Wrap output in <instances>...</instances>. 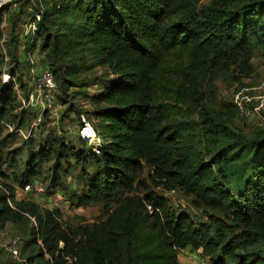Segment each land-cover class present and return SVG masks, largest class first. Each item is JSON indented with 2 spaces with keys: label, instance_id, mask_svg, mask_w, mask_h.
Segmentation results:
<instances>
[{
  "label": "trees",
  "instance_id": "16d2710c",
  "mask_svg": "<svg viewBox=\"0 0 264 264\" xmlns=\"http://www.w3.org/2000/svg\"><path fill=\"white\" fill-rule=\"evenodd\" d=\"M20 3L12 17L21 7L26 13V2ZM42 6L27 50L37 48L41 67L52 70L59 105L66 103L71 88L96 86L89 96L92 109L78 115L84 113L91 123L100 151L74 145L65 134L25 141L27 160L16 171L22 147L7 151L4 159L5 142L16 133L3 138L0 127V177L5 181L11 173L22 187L39 181L46 189L39 176L41 164L55 155L48 188L77 206L99 201L105 219L78 229L65 227L57 208L17 202L14 188L5 181L8 195L0 190V231L7 223L30 222L25 246L35 253L21 264H178L176 249L188 245L202 249L209 264H264V128L250 135L235 131L231 123L238 110L233 100L222 102L219 109L206 103L214 95L217 76L239 80L254 72L253 56L264 47V0H209L202 5L198 0H42ZM17 24L12 22L6 46L14 63L11 73L24 88L20 72L28 62L10 50ZM176 49L188 57L178 71L179 99L187 106L182 117L155 104L158 69L164 55ZM2 62L0 52V68ZM94 67L101 73L88 78ZM16 105L13 83L0 82V123L13 120L15 127H22L32 122L35 113L15 114ZM73 110L70 103L62 120ZM70 159L81 166L79 194L61 181L69 169L62 162ZM87 166L93 170L88 172ZM145 167L190 196L206 222L175 214L145 184L140 191ZM232 183H239L237 193ZM145 204L159 212H148ZM140 222L165 246L154 262L145 250L152 236L139 235Z\"/></svg>",
  "mask_w": 264,
  "mask_h": 264
},
{
  "label": "rangeland",
  "instance_id": "374dc122",
  "mask_svg": "<svg viewBox=\"0 0 264 264\" xmlns=\"http://www.w3.org/2000/svg\"><path fill=\"white\" fill-rule=\"evenodd\" d=\"M208 2L209 0H198V5L207 4ZM21 9V12H16L18 15H15L14 17H12V11L9 10V7H3L1 9V13H4L3 17L5 18V23L3 26V30L5 34H7V39H9L12 22L18 23L14 26L15 30L13 31L15 33L13 35L15 41H13L10 46V50L14 49V52L18 58L22 56V48L20 45L21 43H24L23 38H21V34L25 19V17L23 16H25V13L23 7H21ZM6 48V51H8L7 46ZM0 52L2 53L1 48ZM9 55L8 57L9 59H11ZM31 57L34 61L38 60V49L33 50ZM252 62L254 63L255 69L249 77H241L239 80H232L225 74L217 76L213 84L214 95L210 100H206V103L209 106L219 109V106L222 102H231L232 100H234V94L236 92H240L242 103L245 105L250 114L242 117L235 116L232 120L231 125L235 131L242 132L246 135H250L257 128H264V47L255 51ZM187 63L188 57L186 55V51L176 49L174 51L167 52L164 55L158 69L159 74L156 77L157 82L155 83L157 88L155 104L166 106L168 112L172 116L182 117V114L187 107L186 102L179 99V88L177 86L178 81H180L178 71ZM28 65L29 63H27V65H23V71L20 72L23 73V82L28 76ZM101 71L102 70L100 68L94 67L93 69H91V72L87 73V77L95 78L101 73ZM224 73L227 72L224 71ZM96 90L97 88L94 85L71 88L68 92V97H66V103L63 104V106L61 105V115L65 113V110L66 108H68L70 103L75 105V110L69 111L68 115L63 120L62 117H60L57 120L46 123L43 130H41V128L36 129L35 127L31 132L29 138H27L28 140H25L26 138H23L21 135L18 136L15 134L10 140H7V142H5L6 150H2L1 156L5 159L7 151L12 150L16 147H22V156L20 158L19 165H17L16 168V171H20L23 168V163L27 160L28 155L27 147L29 143H26L25 141H37V139L39 138H44L47 136H49L50 138L53 135L61 136L65 134L74 145L78 146L82 144L83 147H88V144L86 142L84 143L80 141L77 138L78 136L76 135V132L79 128L78 125L81 121L79 116L80 114L78 115V111H90L92 109V104L90 103L89 96ZM59 93L60 92L58 91L57 96L59 95ZM58 99L62 103L59 96ZM19 111L20 110L17 109L16 105V108L14 110L15 114H17ZM261 117L263 118L262 123H260ZM65 121H68V124L62 126V123ZM11 122H13V120H10V123ZM73 126H76L75 130L73 129ZM27 127L28 124H23V131H25ZM70 127L72 128V130L69 133L67 129L70 130ZM8 133L10 132L7 130H3L1 133V137L4 138ZM55 157V155H52L50 160L41 164L39 176L45 184L46 189L44 195L40 197H32L22 192V186L12 179L13 174L11 176L10 173L8 178H4L7 184L12 185V187L14 188V200H16L17 202L30 201L38 205L39 208L43 209L57 208L61 212L59 220L65 227L70 226L78 229L79 226H87L88 224L92 223L99 224L105 219V216L101 213V203L99 201H90L86 205L77 206V204H71L72 202H70L67 197L65 198L64 193H52V188H48L50 170L56 162ZM240 162V159L237 160V165L240 164ZM62 166L63 169L69 166V169L67 175L63 176L61 181L63 183H70L71 187L76 189L75 191H77V189L79 190L78 194L81 193V183L83 181L77 179V176L81 170V166L76 165L72 159H70L69 163L63 161ZM5 167L6 172H10V170H12V168L7 167V165ZM86 169L88 172H91L93 170V166H87ZM149 174L151 175L148 176ZM139 179L143 181L142 183H140V191H142L141 189L143 187H146L144 186V184L147 185L150 189L154 190L157 194L163 196L166 199L170 210L175 214L180 212L186 213L197 224L206 222L205 213L202 210L196 209L191 205L190 196L185 195L178 188L172 187L167 180H161L154 177L152 169L145 167L140 173ZM238 184L239 183H232V185H229L234 193H237ZM11 204L13 206L15 204V201L13 202V200H11ZM29 228L30 222L27 221V223H25L23 221L17 224L7 223L2 231H0V264H21L26 261V258L28 256H34L35 251L33 247L28 245L25 246V241L28 239L27 233L29 231ZM138 232L141 237H146L147 235L152 236V239L148 241L145 250L150 251L151 261L154 262L155 258L165 251V246L161 244L163 242H160L159 240H156L154 238V230H150V228H148V225H146L144 222L139 223ZM13 236H19L21 239V260H15L11 258L4 247ZM23 245L25 246V248ZM176 254L178 264H200L203 260L208 262V260H206V258L204 257L202 249H195L190 245L184 246L182 248H177ZM45 259H49L48 255H45ZM42 263L43 262L38 263V260L33 262V264Z\"/></svg>",
  "mask_w": 264,
  "mask_h": 264
},
{
  "label": "built area",
  "instance_id": "2783aa9c",
  "mask_svg": "<svg viewBox=\"0 0 264 264\" xmlns=\"http://www.w3.org/2000/svg\"><path fill=\"white\" fill-rule=\"evenodd\" d=\"M22 1L26 2V13L25 16H23L25 19L21 34V38H23L24 43H21L20 45L22 48V56L18 58V60L21 62L27 61L29 63L28 76L26 80H24V88L19 86L16 75L11 73L14 63L10 62L8 52L6 51V42L8 39L7 34H5L3 30L5 23V18L3 17L4 13H1V9L3 7H9L10 11L17 10L19 3ZM0 13L2 15V21L0 24V48L3 53L0 80L3 83H13L17 109L35 113L34 119L30 124H28V127L25 129V131H23L22 127H15L13 123L7 121H2L0 123V127L3 130H7L10 133H16L27 139L35 127H38L43 122L57 120L61 115V105H59L55 95L57 83L52 70L48 68H42L39 61H34L31 57L33 51L27 50V41L32 42L33 34L37 27V22L40 20L43 13L42 0H0ZM233 99V102L237 106L238 117L247 116L250 114L245 105L242 103L240 92H236ZM79 116L81 119V125L77 131L78 136L91 147L94 153L99 154L101 146L100 138L96 135L91 123L86 119V117H84V114L81 113ZM262 122L263 118L261 117L260 123ZM74 127L76 128V126ZM4 182L5 181L0 177V190L4 191V193L8 195L7 189L4 186ZM21 191L32 197H40L44 195L45 188L41 182L35 181L33 184H25L21 188ZM8 203L12 206L10 200H8ZM145 206L150 213L153 211L159 212L157 208H153L150 204H145ZM30 221L32 225H36L34 217H30ZM20 244V237L13 236L10 238L7 245L4 246L9 256L15 260H21ZM205 258L208 260L207 257ZM200 264H208V262L203 260Z\"/></svg>",
  "mask_w": 264,
  "mask_h": 264
}]
</instances>
